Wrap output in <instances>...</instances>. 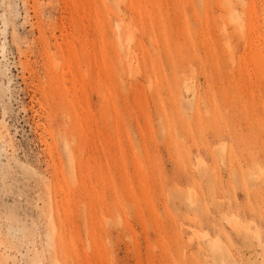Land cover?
Instances as JSON below:
<instances>
[{"label":"rangeland","instance_id":"1","mask_svg":"<svg viewBox=\"0 0 264 264\" xmlns=\"http://www.w3.org/2000/svg\"><path fill=\"white\" fill-rule=\"evenodd\" d=\"M0 264H264V0H0Z\"/></svg>","mask_w":264,"mask_h":264},{"label":"bare ground","instance_id":"2","mask_svg":"<svg viewBox=\"0 0 264 264\" xmlns=\"http://www.w3.org/2000/svg\"><path fill=\"white\" fill-rule=\"evenodd\" d=\"M204 233V232H203ZM212 246L213 247H217V242L215 241V242H212Z\"/></svg>","mask_w":264,"mask_h":264}]
</instances>
